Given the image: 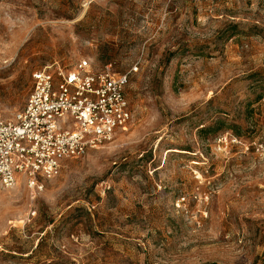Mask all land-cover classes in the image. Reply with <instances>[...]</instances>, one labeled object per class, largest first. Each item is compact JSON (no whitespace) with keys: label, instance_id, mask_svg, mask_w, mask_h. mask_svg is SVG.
<instances>
[{"label":"rangeland","instance_id":"1","mask_svg":"<svg viewBox=\"0 0 264 264\" xmlns=\"http://www.w3.org/2000/svg\"><path fill=\"white\" fill-rule=\"evenodd\" d=\"M82 59L133 119L0 190V264H264V0H0L2 117Z\"/></svg>","mask_w":264,"mask_h":264},{"label":"built area","instance_id":"2","mask_svg":"<svg viewBox=\"0 0 264 264\" xmlns=\"http://www.w3.org/2000/svg\"><path fill=\"white\" fill-rule=\"evenodd\" d=\"M137 70L82 59L69 70L37 71L24 107L11 118L0 115V190L21 175L31 186L53 179L67 159L126 130L133 119L127 86Z\"/></svg>","mask_w":264,"mask_h":264}]
</instances>
